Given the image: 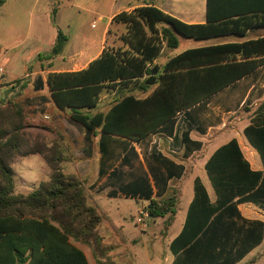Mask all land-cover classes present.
I'll use <instances>...</instances> for the list:
<instances>
[{"label":"trees","instance_id":"trees-1","mask_svg":"<svg viewBox=\"0 0 264 264\" xmlns=\"http://www.w3.org/2000/svg\"><path fill=\"white\" fill-rule=\"evenodd\" d=\"M5 1L0 0V6ZM112 23L125 26L119 40L126 49L105 46L85 69L46 76L55 107L68 111L69 119L87 131L131 142L159 130L171 134L178 114L191 118L193 109L264 67V37L187 49L168 56L164 64L154 63L164 49L178 47V36L243 39L264 29V0H207V21L200 25L184 24L152 6L120 13ZM65 42L59 33L51 51L40 59L59 55ZM105 90L114 93L111 104L91 113ZM135 91L141 97L133 95ZM23 103L16 98L0 103V264H89L74 243L86 246L96 264H104L112 247L102 244V219L88 203L82 182L63 168L69 155L61 135L44 125L39 129L48 137H26ZM242 133L264 163V100ZM186 141L195 148L200 145ZM30 155L43 158L49 178L27 195L15 194L12 164ZM204 170L215 203L195 177L183 227L169 245L172 264H237L264 238V223L242 219L237 208L249 203L264 212V172L250 169L235 139L218 148ZM177 202L174 195L151 201L148 217L168 216L172 221Z\"/></svg>","mask_w":264,"mask_h":264},{"label":"crops","instance_id":"crops-1","mask_svg":"<svg viewBox=\"0 0 264 264\" xmlns=\"http://www.w3.org/2000/svg\"><path fill=\"white\" fill-rule=\"evenodd\" d=\"M145 6L155 7L187 25H200L207 21V0H72L68 5V11H72V15L65 25L67 35L62 33L60 25L55 24V36L46 38L49 49L42 51L44 54L49 53L57 35L61 33L66 37L61 53L46 59L49 61L46 65L38 61L29 66L24 65L21 77L13 74L16 69L13 60L8 78L1 81L0 103L5 105L16 95H27L28 100L25 101H30L35 110L37 109L32 114L31 121L39 123L44 119L47 126H51L61 135L69 155L63 168L65 172L76 175L82 182L88 203L96 208L102 222L103 214L107 215L106 205L111 201L138 202L141 205L137 209L139 213L151 201L176 196L178 202L174 218L172 221H164L160 232V236L166 238L164 244L169 251L170 243L183 227L193 198L191 185L195 177L202 181L210 203H215L214 191L207 179L204 165L218 148L235 139L250 169L264 172L263 161L256 151L248 146L242 133L250 124L253 111L264 100V67L226 87L207 100L202 108L193 109L191 118H187L184 112L178 114L174 118L171 134L159 130L140 142H131L103 135L99 131L85 130L69 119L68 111H60L55 107L46 85V76L52 72L70 73L85 69L101 54L105 46L114 50L126 49L127 46L119 40V32H124L125 26L113 24L112 19L120 13H129ZM93 22L96 23L95 26ZM83 27L90 29V32L84 33ZM38 32L36 27L28 36L44 41V38H39ZM248 35H251L249 39L264 37V29L253 30ZM245 38L215 39H222L223 42L219 44H224L248 40ZM213 45L218 44L188 49ZM171 51L164 49L163 53L166 52L167 56L163 62H159L160 56L154 63L164 64L166 58L172 56ZM40 52V48L35 49L36 60H40V55H44ZM6 59L5 56L2 57V61ZM18 82H21V85L15 86ZM113 98L114 93L111 90L103 91L96 108L90 112L105 111ZM243 108H246V111ZM33 128L36 129L34 126ZM186 140L200 145L196 148L189 146ZM182 199L186 200L184 215L180 218L179 227L171 234L178 219ZM237 208L242 219L264 223V212L254 205L241 204ZM164 218L168 219V216ZM106 227L113 236L124 235L122 227L117 228L113 222ZM74 246L83 252L90 264V250L78 243H74ZM158 257L162 260L160 264H172L174 261L170 251Z\"/></svg>","mask_w":264,"mask_h":264},{"label":"rangeland","instance_id":"rangeland-1","mask_svg":"<svg viewBox=\"0 0 264 264\" xmlns=\"http://www.w3.org/2000/svg\"><path fill=\"white\" fill-rule=\"evenodd\" d=\"M72 0H6L0 6V67L4 69L3 76L0 75V81L8 78L11 64L15 63L13 74L21 77L23 66H29L37 61L46 65L49 61L45 59L36 60L35 49L40 48L47 51L49 44L48 36H55L54 25H60L62 33L66 36V22L70 21L72 11H68V5ZM70 16V17H69ZM87 21V20H82ZM95 26L96 23L93 22ZM84 26V25H83ZM38 29L39 38L33 39L28 35L35 28ZM90 32V29L83 27V32ZM126 31V30H125ZM119 32V34H124ZM248 35L245 39H249ZM179 45L172 50V55H178L185 49L197 46H207L219 44L222 39L194 40L178 36ZM7 58L2 61V57ZM167 56L164 52L159 62H163ZM14 60V63H13ZM162 64V63H161ZM3 77V78H2ZM133 95L141 97L137 91ZM26 96V97H25ZM22 100L24 110L27 114L28 127L25 129L26 137L36 138V136H46L39 127L45 124L44 119L39 123L32 122V114L36 112L32 104L26 102L27 95L10 98L9 100ZM31 126V127H30ZM33 126L36 128L34 129ZM14 172V193L18 195H27L37 188L38 184L49 178V169L43 158L39 155H30L15 159L12 164ZM192 186V185H191ZM192 190V187H191ZM185 199L180 201L178 209V219L172 227L171 234L179 227L180 218L184 215ZM141 205L133 200L111 201L106 205L107 215L103 214L104 222H101L98 228V235L102 240L104 247H112V251L107 252L104 264H160L162 261L158 255L169 252L165 247L166 238L160 236L163 222L167 218L150 219L147 217L142 224H137L140 218L137 209ZM110 217L111 219L107 218ZM113 222L117 228L122 227L124 235L113 236L110 234L106 225ZM118 239V240H117ZM165 243V244H164ZM127 247V249H125ZM115 248V249H113ZM90 264H96V258L89 257ZM112 262V263H111ZM239 264H264V241L261 245L250 252Z\"/></svg>","mask_w":264,"mask_h":264},{"label":"built area","instance_id":"built-area-1","mask_svg":"<svg viewBox=\"0 0 264 264\" xmlns=\"http://www.w3.org/2000/svg\"><path fill=\"white\" fill-rule=\"evenodd\" d=\"M4 74V69L2 67H0V75L3 76ZM21 85V82H18L15 84V86H19ZM0 86H1V81H0ZM138 215L140 216L139 219H137V224H142L144 222V220L148 217V212L146 210V208L142 209Z\"/></svg>","mask_w":264,"mask_h":264}]
</instances>
